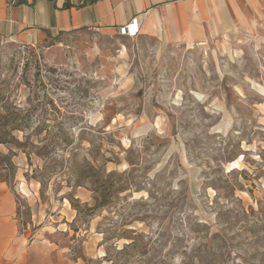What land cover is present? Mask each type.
I'll use <instances>...</instances> for the list:
<instances>
[{"label": "rangeland", "instance_id": "1", "mask_svg": "<svg viewBox=\"0 0 264 264\" xmlns=\"http://www.w3.org/2000/svg\"><path fill=\"white\" fill-rule=\"evenodd\" d=\"M0 141L22 228L76 264H264V0L203 45L0 37Z\"/></svg>", "mask_w": 264, "mask_h": 264}, {"label": "crops", "instance_id": "2", "mask_svg": "<svg viewBox=\"0 0 264 264\" xmlns=\"http://www.w3.org/2000/svg\"><path fill=\"white\" fill-rule=\"evenodd\" d=\"M263 0H0V37L34 45L61 33L118 31L137 21L139 36L203 45L249 23ZM66 251L32 238L0 179V264H76Z\"/></svg>", "mask_w": 264, "mask_h": 264}, {"label": "built area", "instance_id": "3", "mask_svg": "<svg viewBox=\"0 0 264 264\" xmlns=\"http://www.w3.org/2000/svg\"><path fill=\"white\" fill-rule=\"evenodd\" d=\"M119 33L123 36L134 38L139 36V28L137 25V21H133L132 23L121 27L119 29Z\"/></svg>", "mask_w": 264, "mask_h": 264}, {"label": "bare ground", "instance_id": "4", "mask_svg": "<svg viewBox=\"0 0 264 264\" xmlns=\"http://www.w3.org/2000/svg\"><path fill=\"white\" fill-rule=\"evenodd\" d=\"M240 162H241V159L236 160V161L230 163V167H229V168H232V169H237V168H239V164H240Z\"/></svg>", "mask_w": 264, "mask_h": 264}, {"label": "trees", "instance_id": "5", "mask_svg": "<svg viewBox=\"0 0 264 264\" xmlns=\"http://www.w3.org/2000/svg\"><path fill=\"white\" fill-rule=\"evenodd\" d=\"M62 141H63V142H66V143H70V142H71L69 139H67V136L64 137V138L62 139ZM0 144H2L1 141H0ZM90 170H94V169H93V168H90ZM83 171H86V169H83L82 172H83ZM82 174H83V173H82ZM78 186L80 187L81 185H78ZM119 251H122V250H119ZM105 258H106V257H105Z\"/></svg>", "mask_w": 264, "mask_h": 264}]
</instances>
